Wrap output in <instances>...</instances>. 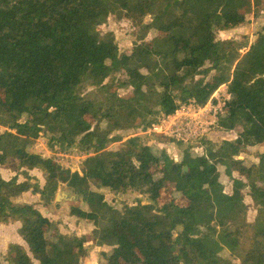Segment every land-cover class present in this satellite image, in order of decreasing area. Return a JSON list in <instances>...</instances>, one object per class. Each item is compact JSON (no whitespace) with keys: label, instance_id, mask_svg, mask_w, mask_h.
Returning <instances> with one entry per match:
<instances>
[{"label":"trees","instance_id":"1","mask_svg":"<svg viewBox=\"0 0 264 264\" xmlns=\"http://www.w3.org/2000/svg\"><path fill=\"white\" fill-rule=\"evenodd\" d=\"M247 2L0 0V77L6 80L0 105L13 123L10 132H0V165L13 160L26 177L35 170L56 174L54 159L34 152L39 139L52 153L75 149L86 155L75 197L88 211L72 206L69 214L94 223L100 245L111 248L99 264H228L238 252L245 254L242 264H264V168L239 159L243 149L264 144V28L253 45L246 37L217 41L218 33L262 14L264 0H252V9L245 8ZM111 17L133 27L130 54L119 53L114 35L101 30ZM162 29L167 40L147 42ZM122 73L127 80L120 86L133 89L128 98L105 85ZM187 75L200 79L182 89L179 80ZM223 86L234 105L218 116L216 129H238L241 141L226 148L224 159L217 158L220 151L198 157L182 144L176 161L134 142L107 151L120 142L115 134L147 132L187 102L203 108ZM137 108L147 114L134 120ZM235 173L250 185L234 179ZM225 178L232 180L231 194L224 190ZM26 181L0 179V225L19 224L24 244L9 245L4 262L80 264L89 253L79 238L60 234L34 205L17 203L28 191L53 199L56 182L40 188ZM100 188L145 195L151 204L118 211ZM164 188L169 199L161 209ZM245 196L256 212L252 224L244 221Z\"/></svg>","mask_w":264,"mask_h":264},{"label":"rangeland","instance_id":"2","mask_svg":"<svg viewBox=\"0 0 264 264\" xmlns=\"http://www.w3.org/2000/svg\"><path fill=\"white\" fill-rule=\"evenodd\" d=\"M247 7H253L252 0H248L245 4ZM145 22H149L147 18ZM264 28V10L258 18H248L246 23L236 28L235 30L227 33H218L217 41H241L244 37L248 39L249 45H253L258 40V35ZM104 32H110L114 35L116 44L119 48V53L130 54L133 49V27L125 20H117L115 17L108 19L106 24L101 27ZM154 38L162 40L168 39V33L165 29L154 34L153 36H147V42ZM178 49H181L182 44L178 43ZM248 49L241 51L244 55ZM213 61L207 63L206 68H211ZM214 73H210L208 79L213 76ZM200 77H193L191 75L179 80L180 88L184 89L188 82L192 80H199ZM124 74L111 77L105 81V85L113 89L119 97L128 98L132 94L133 89L127 88L123 85L126 81ZM139 80H141L139 78ZM174 80L171 79V83ZM6 84L5 78L0 77V89ZM264 91V83H261L259 92ZM227 105H234V100L230 96L227 87H221L209 100L207 105L203 108H199L194 105L193 102H187L182 105L174 115L164 118L160 122L162 127H153L147 132H141L136 129L126 130L115 134V137L120 140L119 143H115L108 148L107 151H117L126 145V142H134L138 147H147L152 150L156 155L160 152H166L171 159L176 161L179 156V146H188L190 151H193L198 157H204L209 159L214 151H220L217 158L225 157V150L230 145L240 146L241 141L239 138V130L224 132L216 129L217 118L223 113ZM147 111L143 108L135 109L131 118L136 119L138 117L146 116ZM264 127V120L262 121ZM13 127V123L8 119L6 110L0 105V132H10ZM157 128L156 131L154 129ZM181 131V132H180ZM180 132V133H178ZM184 142L186 144H184ZM34 152L43 158H53L54 162L58 166V170L54 175H48L40 171H28L26 175L19 170L17 163L10 160L6 165H0V179L4 181H10L12 178L17 177L19 183L26 182L36 184L40 188H43L46 183L51 180L56 182L57 191L53 199L42 198L39 195L33 194L31 191L27 192V201L31 202L34 198L36 209L50 222L56 224L60 234L65 236H76L79 238L83 245L88 249V257L82 259L80 264H99L100 258L103 253H107L111 248L100 245V241L97 239L98 233L96 232V225L87 221L79 220L70 216V208H82L83 211H88L87 207L82 203H77V193L79 192V181L81 177L85 176L83 171V162L86 155L77 152L72 149L68 152L58 151L57 154L52 153L45 145L43 139H39L35 142ZM239 159L248 160L251 163L259 165L264 168V144L254 148L243 149L239 155ZM82 169V171H81ZM187 169V168H186ZM83 172V173H82ZM195 178L202 179L201 172L192 173ZM233 178L244 182L247 186L250 185L248 180L238 174H233ZM224 190L227 194L232 193V180L223 179ZM103 200L112 208L121 211L125 206H135L139 203L143 205L151 204L149 197L140 195L138 193L130 192L121 194L114 190L99 189ZM249 192V188H247ZM245 192V194L247 193ZM168 189L162 190V195L157 201L159 208H163L168 202ZM32 194V195H31ZM57 194L61 195L59 200H56ZM19 200V199H18ZM17 200V201H18ZM41 200V203H39ZM245 203L249 204V209L244 218L245 223L252 224L255 218L256 212L251 207V200L245 196ZM158 212V211H157ZM6 228V227H4ZM6 231V230H5ZM0 232V238L4 237L7 245H20L24 246L22 238L17 231L7 229V231ZM19 233V232H18ZM1 241V240H0ZM18 242V243H17ZM219 244L225 243L222 239H218ZM17 243V244H16ZM5 245L0 244V264H6L4 262L5 257ZM228 250L232 252V249L228 247ZM245 258V254L238 252L235 253L228 264H242V259ZM119 264H126L119 262ZM180 264H186L183 260Z\"/></svg>","mask_w":264,"mask_h":264},{"label":"crops","instance_id":"3","mask_svg":"<svg viewBox=\"0 0 264 264\" xmlns=\"http://www.w3.org/2000/svg\"><path fill=\"white\" fill-rule=\"evenodd\" d=\"M33 172V171H32ZM32 195V194H31ZM37 195V194H36ZM26 196H27V192L26 193H24L20 198H19V200L17 201V203H22V204H31V205H33V204H35V202H34V198L32 199V201L31 202H28L27 201V198H26ZM39 203H41V200H39ZM37 207V206H36ZM4 227H6V228H4ZM7 229H12V230H14V231H17L16 232V235L18 234V231H19V229H20V225L19 224H15V225H12V226H3V225H0V232H2V231H7ZM5 231V232H6ZM5 239L6 238H4V237H1L0 238V244H6L5 245V253H6V251H7V248H8V246L9 245H7V243H5ZM18 243V242H17ZM16 243V244H17ZM223 245V244H222ZM225 247L228 249V247L225 245ZM1 254V253H0Z\"/></svg>","mask_w":264,"mask_h":264},{"label":"water","instance_id":"4","mask_svg":"<svg viewBox=\"0 0 264 264\" xmlns=\"http://www.w3.org/2000/svg\"><path fill=\"white\" fill-rule=\"evenodd\" d=\"M184 172H187V169H186V168H184ZM59 198H61V195H60V194H57V196H56V200L58 201Z\"/></svg>","mask_w":264,"mask_h":264},{"label":"built area","instance_id":"5","mask_svg":"<svg viewBox=\"0 0 264 264\" xmlns=\"http://www.w3.org/2000/svg\"><path fill=\"white\" fill-rule=\"evenodd\" d=\"M157 127H161V126H157ZM161 128H162V127H161ZM156 130H157V128L154 129V131H156ZM180 132H181V131H180ZM180 132H178V133H180Z\"/></svg>","mask_w":264,"mask_h":264},{"label":"bare ground","instance_id":"6","mask_svg":"<svg viewBox=\"0 0 264 264\" xmlns=\"http://www.w3.org/2000/svg\"><path fill=\"white\" fill-rule=\"evenodd\" d=\"M187 76H189V75H187ZM187 76H184L183 78H186ZM183 78H182V79H183Z\"/></svg>","mask_w":264,"mask_h":264}]
</instances>
